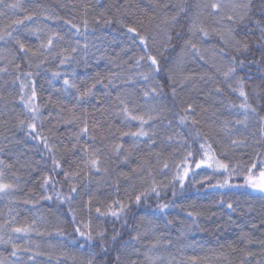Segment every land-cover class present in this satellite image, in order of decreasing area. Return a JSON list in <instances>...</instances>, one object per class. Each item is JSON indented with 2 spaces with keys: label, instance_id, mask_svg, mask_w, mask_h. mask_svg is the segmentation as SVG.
<instances>
[{
  "label": "trees",
  "instance_id": "1",
  "mask_svg": "<svg viewBox=\"0 0 264 264\" xmlns=\"http://www.w3.org/2000/svg\"><path fill=\"white\" fill-rule=\"evenodd\" d=\"M13 2L4 0V4ZM175 2L22 0L24 8L35 11L37 16L14 31L17 38L32 48L42 40L46 42L52 32H58L63 39H54L52 55L45 53L48 59L39 68L36 67L39 60L30 54V60H26L15 41L0 40V69H7L0 71V170L4 171L8 181L19 184L15 191L0 193V261L3 264H86L92 252L96 253V264L104 261L114 264L118 250L133 253L122 259L143 261L144 253L157 241V249L148 253L160 257L155 264H241V261L264 264L261 255L264 249L259 243L264 240V194L245 183L243 171L250 158L255 157V151L260 150V145L254 143L258 137L241 129L248 137L246 144L232 146L230 142L239 135L233 125L242 113L238 107L243 98L239 95L237 77L243 78L249 102L258 108L259 115L264 116V69L247 63L259 58L260 48L250 42V51L238 55V59L246 61V66L238 68L236 75L228 80L222 75L229 67L228 57L219 53L224 44L215 35L203 39L192 37L201 51H190L185 47V41L190 38L189 21L183 17L171 29L172 40L165 48L169 42L162 31L163 24L156 27L162 19L156 5ZM203 2L207 0H187L192 6L190 15L195 13V5ZM260 7V0H254L253 21L264 20ZM0 11L4 13L0 15V32L13 20L27 15L4 5H0ZM154 12L158 18L150 21ZM49 16L53 19H47ZM202 18L207 26H216L206 13ZM85 20L88 21L87 31ZM72 24L79 27V32L72 29ZM127 26L135 27L149 37L147 49L138 36L128 32ZM36 28L43 31L39 35L30 31ZM237 32L239 38L247 37L250 41L258 35L253 22L237 26ZM77 40L81 45L88 43L87 57L79 50L71 53ZM61 49H67L65 54L74 55L75 60L61 65L59 57L53 58ZM227 51L235 54L230 48ZM149 55L157 57L160 71L152 73L145 82L138 73L150 71ZM140 57L143 59L137 66L136 60ZM14 64H20V69H15ZM27 72L32 76H25ZM53 72H59L60 76L54 77ZM97 72L103 76L116 73L117 77L108 88L97 84L95 95L69 112L75 103L76 90L63 84L64 76L82 88L83 82L91 83L90 78ZM104 83H108L107 79ZM152 87L157 89V95L144 97V92ZM33 88L37 94L33 104L39 107L33 135L45 137L51 150L45 148L43 141L29 135L31 130L27 123L33 122V114L20 97H25L26 90L32 92ZM109 92L111 97H107ZM117 92L122 93L121 98L129 103L134 115L142 114L147 119L153 105L157 110L163 109L162 119L145 125V130L155 135L138 139L121 136L122 132L137 131L140 123L125 120L123 115H109L117 105L114 100ZM188 104L193 106V111L189 113V120L181 123L179 117ZM233 104L237 107H230ZM101 106L108 111H94ZM85 108L87 117L82 116ZM73 115L80 116L81 120L69 123ZM192 118L198 123L193 125ZM84 119L88 121L90 135H81L77 142L73 133L83 126ZM21 120L26 121L24 126L19 124ZM96 122L103 129L111 124V134L93 129L92 124ZM225 122H228V128H233L231 134L224 128ZM257 123L254 118L250 130ZM197 129L201 132L200 137L195 135ZM93 135L95 142L91 139ZM102 135L107 138L101 140ZM168 136L173 137L171 143ZM73 144H76L75 149ZM117 144L122 145L119 153L115 150ZM208 145L212 149L210 154L214 153L230 167H235L231 176L222 169L206 165L195 167L196 162L204 158ZM85 146L101 149V172L89 170L81 163L86 159L82 152ZM189 152L191 157L187 155ZM53 158L60 161V168L54 169ZM165 164L167 168H164ZM185 167L190 171L181 188L178 178L174 177L178 171L182 176ZM105 168L107 172L103 171ZM65 172L79 173V176L66 179ZM12 173H16L19 181L13 180ZM121 173H127V176ZM45 176L53 178L54 187L51 184L43 186ZM225 179L229 180L228 186H212ZM154 181L160 190L159 197L152 193L141 204L132 203L124 217L116 219L96 213V207L105 211V206L114 200L125 203L129 198L134 200L136 192L151 188ZM73 185L77 188L76 193L70 192ZM57 193L73 198L61 199ZM48 196L52 199H42ZM90 196L91 212L86 210ZM228 203H232L233 209L227 207ZM158 204H169V207L160 211ZM188 213L199 215L189 216ZM169 220L171 225L167 224ZM89 222L93 233L106 231L111 237L113 229L120 232L116 244L108 241L106 254L101 252L98 240L86 242L75 232L77 227L86 231L84 224ZM17 227L32 230L11 231ZM137 233L141 234L138 241L132 239ZM243 233H250L253 242L245 243L241 239ZM9 236L11 241L6 242ZM13 245H16L15 256L12 255ZM134 249H139V257L134 254ZM246 252L254 255L246 258Z\"/></svg>",
  "mask_w": 264,
  "mask_h": 264
},
{
  "label": "snow or ice",
  "instance_id": "2",
  "mask_svg": "<svg viewBox=\"0 0 264 264\" xmlns=\"http://www.w3.org/2000/svg\"><path fill=\"white\" fill-rule=\"evenodd\" d=\"M261 7L259 9L260 13L264 15V0H260ZM0 5H4V7L16 10L18 9L20 12L24 13L26 12L27 15L22 16L20 19H15L12 21L11 24L7 25L5 27V30L3 32H0V40H11L15 41V44L18 45V51L20 53L24 54V58L26 60H30L31 57H36L39 60V63L36 64V67L39 68L41 65L45 63V61L48 59V55H52V49H53V41L54 39L62 40L63 37L59 35L58 32H52L51 35L48 36L47 41L44 42L43 40L40 42L39 45H37L35 48L30 47L29 45L22 42L19 38H17L14 35V31L25 24V21H33V19L37 16V13L35 11H28V9L24 8L22 0H14L13 3L10 4H4V0H0ZM157 9L159 10V14L162 15V19L160 20V24H157L156 27L160 28V25L163 24L164 34L167 38V41L169 44H165V48H167L170 45V42L172 40L171 35V29H174L177 24L180 23L181 17H183L185 20L189 21L188 26V32L190 34V38L185 41V47L188 48L190 51L194 53H199L201 50L197 46L196 43L193 42L192 37L199 36L201 39L210 37L212 35H215L219 38V40L224 44L225 47L219 49V53L221 56H227L228 57V64L229 67L227 68V71H224L222 73L223 77L228 80L231 79L236 75L238 68H243L246 66V61L244 59H238V55L246 54L250 51V42L255 43L260 48V56L258 59L248 61V64H256L258 67H261L264 69V20L256 19L253 21V8H254V0H207V2L203 3H197L195 5V13L190 15L191 7L187 0H176L173 4H157ZM171 8L172 11H168V9ZM206 13V15L209 18H212V22L216 25L215 27L207 26L206 20L202 18V16ZM0 15H4L2 11H0ZM158 14L157 12H154L151 17H149V20L157 19ZM47 19H53V17L49 16ZM123 23V21H120ZM248 22H253L255 25V28L258 30V35L253 38L252 41L249 40V38L245 37L243 39L239 38L238 32H237V26L239 25H245L247 26ZM68 23H71L70 21ZM105 23H110V21H105ZM72 29H75L76 32H79V27L75 24L71 25ZM143 27V26H142ZM88 28V21H84V29L87 31ZM127 30L130 33L135 34L139 37L140 43L144 46L145 49L148 48V41L149 37L147 35H142L140 31L137 30L135 27L127 26ZM30 31H33L35 34L39 35L43 29L36 28V29H30ZM251 31V29L249 30ZM178 34V33H177ZM88 43H84L83 45L80 44V41H76V46L71 48V53H77L78 50L83 52V55L87 57L88 55ZM231 49L235 54H230L227 50ZM68 50L67 49H61L59 53H56L53 58L59 57L60 64L65 65L69 64L70 62L75 60V56L71 54H65ZM47 53L48 55H45ZM30 54V56H29ZM44 56V59H39V57ZM13 58L15 59V54L13 55ZM143 59V57H140L136 60V65L139 66L140 61ZM201 59H203V56H201ZM111 60V58H110ZM148 60L150 61V71L148 73H138V75L145 81H149L151 78V74L154 72L160 71V65L159 61L156 56L149 55ZM15 69L19 70L21 65L20 64H14L13 65ZM29 67H31V63H29ZM0 71H7V69H0ZM219 71V69H217ZM25 76L31 77L32 73L27 72L24 73ZM52 75L54 77L60 76L59 72H53ZM117 77L116 73H110L108 76H103L99 72L95 73L93 77H91V83L84 81L83 87L81 88L79 85H77L75 82L70 81L68 76L65 75L63 79V84L67 86V88L75 89L76 95L74 97L75 103L72 105L71 108L68 109L69 112H73L74 109H76L79 105L86 102L87 98L90 96L95 95L94 89L96 88L97 84H104L105 88H108L111 84L113 79ZM105 79H107L108 83H104ZM237 85L239 90V95L243 98V102L238 105V107L242 110V113L240 115V118H237L234 120L233 128L239 135L237 138L232 139L231 145L237 146V145H243L246 144L248 137L243 135V132H249L253 137H258L254 140L255 144L260 145V150L255 151V157L250 158V162L247 163L244 166L243 171L246 173L244 176L245 183L249 185L251 188L258 190L261 193H264V116L259 115L258 108L254 106L252 103L249 102V97L246 91L244 90V81L243 78L237 77ZM228 87L231 89L232 85L229 84ZM24 85H22L21 91L23 92ZM234 91L236 89H233ZM220 89L217 88V92H219ZM157 95V89L152 87L148 91L144 92V97H149V95ZM173 94H175V89H173ZM36 91L35 88L32 89L31 97L28 98V100H25L24 95H21L20 99L24 101L25 106L28 108V110L33 114V122L27 123V127L31 130L29 132V135H32L33 139H40L43 141L44 146L46 149H50V146L48 144V141L43 136H37L33 135L36 131V124L34 122L36 113L39 111V107L32 103V100L36 97ZM111 92L107 93V97H111ZM106 97V98H107ZM122 93L117 92L114 100L117 102L116 107L112 112L109 113V115H123L125 120H131V121H139L140 127L135 132H128V133H121V136L130 135L134 139H138L140 137H150V135H155V133H151L147 130H145V125H147L150 121L159 120L162 119V112L163 109H156V106L153 105L152 109L150 110L149 114L147 115V119L144 115H134L132 110L129 108V103L126 102L125 99L121 98ZM99 102V101H98ZM257 103L259 104L260 101L258 100ZM230 107H237V105H230ZM63 111V109L61 110ZM96 112H105L108 111L107 108L101 106L100 108L94 109ZM193 111V106L191 104L187 105V108L183 109L184 114L180 115L179 119L181 123H186L189 120V113ZM154 113V114H153ZM88 110L85 108L83 110L82 116L87 117ZM256 119L258 121L257 125L255 127H252L250 130V122L253 119ZM81 120L80 116L73 115L72 119L68 121L69 123L72 122H79ZM192 124L195 125L198 123V121L194 118H192ZM171 121H169V124ZM19 124L21 126H24L26 124V121L21 120L19 121ZM239 126V127H236ZM93 129H99L102 132H108L109 135L111 134V128L112 125L109 124L107 129H103L101 124L99 122L92 124ZM224 128L227 130L229 134L232 133L233 128H228V122H225ZM241 129H243V132H241ZM74 137L76 138L77 142L80 140L81 135L88 136L90 135V128L87 119L83 120V126L79 128V131L76 133H73ZM195 135L197 137L201 136V132L199 129L196 130ZM106 136H101V140L106 139ZM207 138L206 136L204 137ZM91 139L93 142L96 140V136H91ZM167 140L169 143L173 141L172 136H168ZM154 143V141H153ZM72 148H76V144L72 145ZM122 148V145H115V150L117 153L120 152ZM201 148H204V145H201ZM84 157L86 159L81 160V163L84 164L89 170H95L96 172H101L102 169L100 167L101 165V149L95 148V147H89L85 146L82 149ZM212 152L211 145L207 146V150L204 151V158L200 159L198 162H196L195 167L200 168L202 165H206L208 168L213 169H222L225 172L231 176L233 172L236 171L235 167H230L228 163L223 162L219 158L215 156L214 153L210 154ZM157 156L160 155V153H156ZM188 157L192 156V153L189 152ZM127 159V156H125V160ZM187 160V157L185 158ZM147 162H145L146 164ZM53 165L55 168H60L61 164L58 159L53 158ZM144 165H141L143 167ZM168 165L165 164L164 168H167ZM258 170V171H257ZM104 172H107V169H103ZM135 171V170H134ZM190 171V168L185 167L183 170V175L181 176L180 172L178 171L176 173V177L174 179L178 178L179 184L181 188L184 186V180L188 176V173ZM123 176H127V173H121ZM64 176L66 179L69 177H75L79 176V173H69L65 172ZM13 180L19 181V177L16 175V173H12ZM207 179V178H205ZM58 183V182H57ZM53 184V178L51 176H45L43 179V186H48ZM229 185V180L225 179L223 182L217 181L215 185H212L213 187H225ZM19 187L18 183H13L8 181L5 178V173L3 170H0V193H8L17 190ZM71 193H76L77 188L75 185L71 186L70 188ZM154 193L157 197L160 195V190H158V186H156L155 181L153 182V186L151 188H145L143 191L136 192L134 195V200L132 198H129V202L125 203L121 200H114L110 203H108L105 206V211H101V207H96L95 211L99 216H111L116 219H120L121 217H124L131 209L132 203H135L136 205H139L142 203V201L147 200L149 194ZM175 191H173V195H175ZM57 196L61 199H72V196H69L67 198L60 196L59 193H57ZM52 199L51 196L48 197H42V199ZM91 202L92 197H89V200L86 205V210L91 212ZM169 207V204H158L157 208L160 211H163L164 209H167ZM227 207L229 209H233L232 203H228ZM189 216L199 215V214H193L188 213ZM73 220H75V216H73ZM35 223V222H33ZM127 224V221L125 220V225ZM168 225L172 224V221H167ZM84 228L87 229L86 231H81L79 227L75 228V232L79 234L80 237L85 238L86 242H91L94 239L99 241V247L102 253L106 254L109 250L108 248V241L110 240L112 244H116L120 239V232L116 229H113V235L111 237L108 236L106 231H97L93 233L91 230V225L89 223L84 224ZM32 229L29 227L24 228H12L11 231L15 233H21V232H28ZM63 235V233H61ZM141 234L137 233L135 237H132L133 240H140ZM241 239L245 241V243L250 244L252 243L251 234L250 233H243L241 236ZM11 241V236H9L8 241ZM158 242L152 243L150 248L148 249L147 253H144V260H131V259H122V257L130 256L133 253H125L123 250H118L117 254L114 258V264H155V261L159 260V256H153L149 255L148 253L153 252L157 249ZM259 243L262 246V249H264V240L259 241ZM83 247V246H82ZM123 247V246H122ZM14 251L12 252V255H16V245H13ZM134 254L138 257L140 256L139 249L133 250ZM254 253L252 252H246L245 257H252ZM261 255L264 256V250H262ZM0 264H3V261H0ZM86 264H96V253H91V258L86 261ZM103 264H107V261H104ZM241 264H245V261H241ZM257 264H261L260 261H257Z\"/></svg>",
  "mask_w": 264,
  "mask_h": 264
},
{
  "label": "rangeland",
  "instance_id": "3",
  "mask_svg": "<svg viewBox=\"0 0 264 264\" xmlns=\"http://www.w3.org/2000/svg\"><path fill=\"white\" fill-rule=\"evenodd\" d=\"M31 97V91H27L25 92V99L28 100V98ZM34 102V100H32V103ZM256 190V189H255ZM258 191V190H257ZM264 194V193H263Z\"/></svg>",
  "mask_w": 264,
  "mask_h": 264
}]
</instances>
